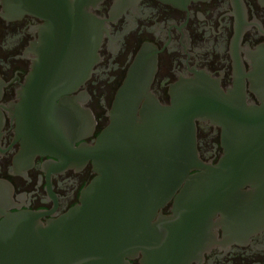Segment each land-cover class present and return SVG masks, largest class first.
<instances>
[{
  "label": "flooded vegetation",
  "instance_id": "flooded-vegetation-1",
  "mask_svg": "<svg viewBox=\"0 0 264 264\" xmlns=\"http://www.w3.org/2000/svg\"><path fill=\"white\" fill-rule=\"evenodd\" d=\"M53 17H71L76 30L81 23L87 40L70 66L81 72L80 84L59 98L46 90L53 81L41 62ZM139 61L153 73L150 92L164 107L178 92L200 86L227 93L238 82L247 103L260 105L253 88L264 87V0H0L1 212L34 213L47 224L80 204L97 176L88 148L109 126ZM195 123L199 159L218 167L224 129ZM183 189L163 215H173ZM234 195V207L211 210L191 235L197 238L183 262L264 264V196L256 201L251 186Z\"/></svg>",
  "mask_w": 264,
  "mask_h": 264
},
{
  "label": "water",
  "instance_id": "water-1",
  "mask_svg": "<svg viewBox=\"0 0 264 264\" xmlns=\"http://www.w3.org/2000/svg\"><path fill=\"white\" fill-rule=\"evenodd\" d=\"M76 22L53 17L41 44L45 79L53 81L46 90H56L57 98L80 84L81 72L70 66L87 40ZM152 79L141 61L130 71L109 126L88 148L97 176L79 205L47 224L34 213L0 211V264H132L140 256L141 264H186L197 238L191 235L211 210L234 207V194L245 186L261 201L264 87L253 88L260 105L247 103L238 82L227 93L200 86L178 92L164 107L150 92ZM196 121L224 129L226 155L218 167L199 159ZM195 170L201 173L190 175ZM182 187L173 215H163Z\"/></svg>",
  "mask_w": 264,
  "mask_h": 264
}]
</instances>
